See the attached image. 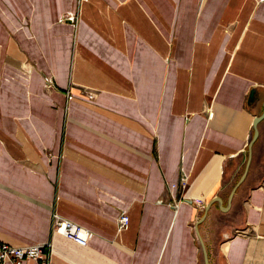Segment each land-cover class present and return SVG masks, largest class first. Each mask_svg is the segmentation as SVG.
Masks as SVG:
<instances>
[{"label": "crops", "instance_id": "0c3cea01", "mask_svg": "<svg viewBox=\"0 0 264 264\" xmlns=\"http://www.w3.org/2000/svg\"><path fill=\"white\" fill-rule=\"evenodd\" d=\"M263 110L264 0H0V240L50 241L49 264H205L202 244L264 264Z\"/></svg>", "mask_w": 264, "mask_h": 264}, {"label": "built area", "instance_id": "2783aa9c", "mask_svg": "<svg viewBox=\"0 0 264 264\" xmlns=\"http://www.w3.org/2000/svg\"><path fill=\"white\" fill-rule=\"evenodd\" d=\"M181 182L184 185L185 178H181ZM194 203L201 210L205 207L202 199H194ZM128 222L129 216L125 211H122L118 217V227L124 229ZM55 233L63 235L79 245H86L91 237V232L87 228L52 212L51 234ZM50 249V241L14 246L0 240V264H49Z\"/></svg>", "mask_w": 264, "mask_h": 264}, {"label": "rangeland", "instance_id": "374dc122", "mask_svg": "<svg viewBox=\"0 0 264 264\" xmlns=\"http://www.w3.org/2000/svg\"><path fill=\"white\" fill-rule=\"evenodd\" d=\"M72 18V19H70ZM79 19V14L77 13H66L61 17V21H70L72 24L76 25ZM54 83L53 78L51 76L46 77V86L45 88L48 89ZM85 94L89 99L93 98V93L90 90H84Z\"/></svg>", "mask_w": 264, "mask_h": 264}, {"label": "water", "instance_id": "95a60500", "mask_svg": "<svg viewBox=\"0 0 264 264\" xmlns=\"http://www.w3.org/2000/svg\"><path fill=\"white\" fill-rule=\"evenodd\" d=\"M253 92H254V90H251V91H250V94H249V97H250V98H252ZM263 117H264V110H263V112H262L260 115L256 116V117L254 118V120H253V129H254L253 138H255V137L257 136L256 124H257V123H258ZM243 177H244V174H243V176L241 177L240 181L243 179ZM235 187H236V186H235ZM235 187L232 189L230 196L233 195ZM215 200L219 201L218 198H216ZM202 247H203V253H204V261H205V264H208V262H207V256H206V251H205V249H204L203 244H202Z\"/></svg>", "mask_w": 264, "mask_h": 264}]
</instances>
